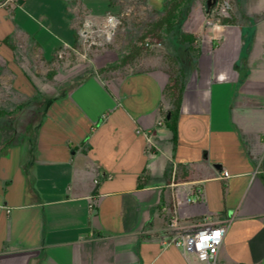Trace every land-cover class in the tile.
Instances as JSON below:
<instances>
[{"label": "crops", "instance_id": "crops-1", "mask_svg": "<svg viewBox=\"0 0 264 264\" xmlns=\"http://www.w3.org/2000/svg\"><path fill=\"white\" fill-rule=\"evenodd\" d=\"M55 1L0 5V264H203L168 244L172 211L228 220L215 264H264V0L183 28L198 55L175 138L161 59L99 72L78 53L55 78L123 0Z\"/></svg>", "mask_w": 264, "mask_h": 264}, {"label": "rangeland", "instance_id": "rangeland-1", "mask_svg": "<svg viewBox=\"0 0 264 264\" xmlns=\"http://www.w3.org/2000/svg\"><path fill=\"white\" fill-rule=\"evenodd\" d=\"M52 1L54 11L56 8L61 7L60 2H56L55 0ZM233 1L234 0H215V3L207 9L205 5L206 0H190L188 6L183 9L185 19L178 22L175 29L169 36L165 37L163 40L144 39L156 41L161 44L156 48H148L142 45L144 40L138 41V38L141 35L144 26L159 16L161 8L155 9L142 0H123L119 3L120 15L117 17V23L114 27L111 28L107 26L106 23L103 26H100L101 28L99 29H96L97 26H93L95 28L93 30L91 29L92 31L84 36L83 40L77 42L78 45L76 53L70 50L69 52L62 54L60 57H57L58 65H56L54 69V72H56L55 78L56 80L57 78H61L59 76H62L61 74H64V71L68 69L59 63L61 59H68L74 63L73 61H76V57L78 58V53L85 52L84 58L86 59L94 58V56L102 54L108 58V61L104 64L105 66L116 62L124 53L125 47L129 43L140 47V54L134 60L133 69L143 68L145 64L144 61L150 58L161 59L165 63L164 55H175L176 49L172 46L171 40H173L175 35H178L181 32H186L183 28L185 26L190 27L193 24V18L195 16L200 15L206 24L212 21L211 19H215L216 21L223 23V14L230 11ZM11 2H14V0H0V5L10 4ZM31 5L32 7H30ZM37 7H39V4L36 3V0H32L31 3L23 5L22 10L34 14V9ZM56 37L59 39L61 36L56 35ZM55 43L56 45L59 44L57 40ZM186 48L187 45H181L177 48L176 53L183 57L185 55L184 50H186ZM67 85V83L61 84L56 82V93L64 91ZM27 101L28 100H24V102ZM39 105H42V101H40ZM23 117L25 123L31 116L24 115Z\"/></svg>", "mask_w": 264, "mask_h": 264}, {"label": "trees", "instance_id": "trees-1", "mask_svg": "<svg viewBox=\"0 0 264 264\" xmlns=\"http://www.w3.org/2000/svg\"><path fill=\"white\" fill-rule=\"evenodd\" d=\"M190 0H166L160 10L159 16L153 21L147 23L138 41L144 39H156L163 40L169 36L175 29L178 22L185 19V13L183 11L186 8ZM229 20L224 19L222 22H228ZM195 38L192 33L181 32L173 37L171 40L172 46L175 47L176 51L181 45H187L184 50L183 57L179 56L176 51L175 55H164V61L166 63V74L168 75V82L164 87V94L170 99L172 109L170 116L166 119V125L172 131L173 137L176 134V116L179 111L181 93L184 86V78L187 74L189 66L193 63L198 55V50L194 47ZM140 54V47L135 46L132 43L127 44L124 53L114 63L105 65L99 69V72H106L116 70L132 63L137 56ZM52 98H48L44 103V110L52 102ZM0 129V142L9 144L13 137L11 135L4 136Z\"/></svg>", "mask_w": 264, "mask_h": 264}, {"label": "built area", "instance_id": "built-area-1", "mask_svg": "<svg viewBox=\"0 0 264 264\" xmlns=\"http://www.w3.org/2000/svg\"><path fill=\"white\" fill-rule=\"evenodd\" d=\"M117 17L108 16L106 25L114 27ZM144 47L156 48L161 44L156 41L144 40ZM226 175V173H224ZM228 220L218 223L205 219L180 222L175 211L170 212L167 219L165 233L168 244H173L184 253H192L203 264H215L217 251L226 232Z\"/></svg>", "mask_w": 264, "mask_h": 264}, {"label": "water", "instance_id": "water-1", "mask_svg": "<svg viewBox=\"0 0 264 264\" xmlns=\"http://www.w3.org/2000/svg\"><path fill=\"white\" fill-rule=\"evenodd\" d=\"M17 3L21 4L22 0H17ZM214 3H215V0H206V3H205L206 8L207 9L210 8Z\"/></svg>", "mask_w": 264, "mask_h": 264}]
</instances>
